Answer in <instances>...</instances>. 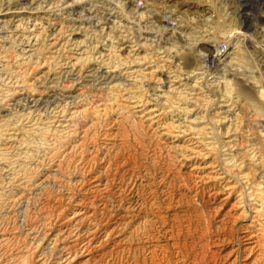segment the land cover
<instances>
[{
	"label": "rangeland",
	"instance_id": "obj_1",
	"mask_svg": "<svg viewBox=\"0 0 264 264\" xmlns=\"http://www.w3.org/2000/svg\"><path fill=\"white\" fill-rule=\"evenodd\" d=\"M136 1L0 0V264H264V0Z\"/></svg>",
	"mask_w": 264,
	"mask_h": 264
},
{
	"label": "bare ground",
	"instance_id": "obj_2",
	"mask_svg": "<svg viewBox=\"0 0 264 264\" xmlns=\"http://www.w3.org/2000/svg\"><path fill=\"white\" fill-rule=\"evenodd\" d=\"M153 1V0H152ZM221 1H226V2H229L233 7H236L237 8V11H235V12H237V15H238V17H239V19L241 20V23H242V26L243 27H249V26H251L252 24H251V22H250V8H251V4H250V2H251V0H221ZM220 1V2H221ZM159 2V1H158ZM157 2V3H158ZM140 3V4H139ZM163 3V2H162ZM147 4H153V2L152 3H150V2H148L147 0H137L136 1V6L138 7V8H143V9H146V7H148L147 6ZM155 4V3H154ZM159 4V3H158ZM168 4V3H167ZM166 3H164L163 5H167ZM150 6V5H149ZM161 6V5H160ZM152 7H154V6H152ZM151 7V8H152ZM171 7V6H170ZM155 8V7H154ZM165 8V7H164ZM159 9V8H158ZM169 9V8H168ZM149 10V9H148ZM147 10V11H148ZM135 11H137L136 9H135ZM134 11V12H135ZM143 12V11H142ZM142 12H141V14H142ZM167 12V11H166ZM228 12V11H227ZM136 13V12H135ZM171 15V14H170ZM169 15V16H170ZM166 18H167V20H168V17L166 16ZM175 19V18H174ZM172 20H170V21H168L170 24L172 23L171 22ZM175 21V20H174ZM181 21V20H180ZM0 22H2V20L0 19ZM167 22V23H168ZM174 23H176V22H174ZM174 23H172L171 25H173ZM180 23V22H179ZM240 24V23H239ZM176 26V25H175ZM174 25L173 26H171V27H169L170 29H175L174 27H175ZM179 26H181L180 24H179ZM0 27H1V25H0ZM173 32H175L174 30L173 31H171V33H172V35H173ZM180 35V34H179ZM167 37V36H166ZM170 37V36H169ZM169 37H167V39H169ZM181 37V36H180ZM223 48V50L225 49L224 47H222ZM213 51H216L217 53H215V54H212V55H210L209 54V56H208V59H210L212 62L216 59V57L218 56V53L220 52L219 51V49L217 48H215ZM219 51V52H218ZM221 53V52H220ZM202 58V60H203V57H201ZM204 60H206V59H204ZM203 60V61H204ZM211 61H209V62H211ZM33 228V227H32ZM89 229V228H88ZM91 229V228H90ZM91 231V230H90ZM93 231V230H92ZM90 233H92V232H90ZM89 233V234H90ZM57 236H60V234H57ZM59 239V237L57 238V240ZM192 242V241H191ZM191 247V246H190ZM186 249H187V251L189 252V246H187L186 245ZM191 250V249H190ZM69 254V253H68ZM191 257H192V255H191ZM194 257V256H193ZM60 263L61 264H65V261H64V259H62L61 261H60Z\"/></svg>",
	"mask_w": 264,
	"mask_h": 264
},
{
	"label": "built area",
	"instance_id": "obj_3",
	"mask_svg": "<svg viewBox=\"0 0 264 264\" xmlns=\"http://www.w3.org/2000/svg\"><path fill=\"white\" fill-rule=\"evenodd\" d=\"M139 4H140V3H139ZM221 47H224V48L226 49V45H225V44H221ZM225 49H224V50H225Z\"/></svg>",
	"mask_w": 264,
	"mask_h": 264
}]
</instances>
